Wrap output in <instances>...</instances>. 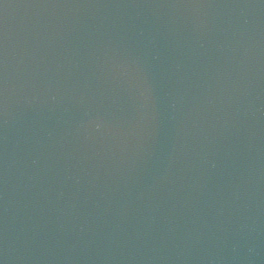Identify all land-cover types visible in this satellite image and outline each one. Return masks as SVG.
Listing matches in <instances>:
<instances>
[{
	"label": "water",
	"instance_id": "95a60500",
	"mask_svg": "<svg viewBox=\"0 0 264 264\" xmlns=\"http://www.w3.org/2000/svg\"><path fill=\"white\" fill-rule=\"evenodd\" d=\"M0 264H264V0H0Z\"/></svg>",
	"mask_w": 264,
	"mask_h": 264
}]
</instances>
